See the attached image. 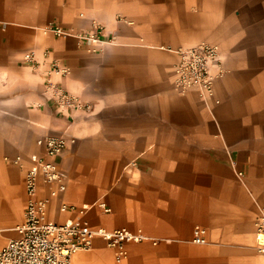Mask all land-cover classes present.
I'll use <instances>...</instances> for the list:
<instances>
[{"label": "crops", "instance_id": "crops-1", "mask_svg": "<svg viewBox=\"0 0 264 264\" xmlns=\"http://www.w3.org/2000/svg\"><path fill=\"white\" fill-rule=\"evenodd\" d=\"M94 21L105 25L104 42L39 30L49 22L83 30ZM203 40L222 54L213 99L174 86L173 47ZM30 51L33 61L24 59ZM261 62L264 0H0V160L27 159L46 134L74 136L54 158L67 187L48 215L63 220L74 214L59 217L60 202L104 198L110 212L86 214L94 226L150 237L126 243L120 264H264L254 248L264 208ZM51 83L84 106L59 114L47 99ZM23 177L9 160L0 172V209L22 211L17 222ZM196 225L207 229L206 244L191 243ZM98 244L72 262L104 264L111 249Z\"/></svg>", "mask_w": 264, "mask_h": 264}, {"label": "built area", "instance_id": "built-area-1", "mask_svg": "<svg viewBox=\"0 0 264 264\" xmlns=\"http://www.w3.org/2000/svg\"><path fill=\"white\" fill-rule=\"evenodd\" d=\"M118 18L122 19V16L118 15ZM44 28V32L57 36L74 35L80 42H104L105 25L99 21L92 22L83 30H73L56 22H49ZM174 50L178 54V60L173 64L174 86L179 91L197 87L204 97L212 96L216 73L221 70L218 46L202 42L178 46ZM24 59L35 60L34 52H27ZM213 64L218 69L215 73L211 71ZM52 65L55 70L66 72V67L59 66L56 60ZM48 98L60 114L66 115L68 111L84 106L76 96L55 83L48 86ZM36 142L41 149L31 152L27 159L21 155L9 159L23 169L26 203L22 219L13 227L16 235L0 246V264H72L73 254L92 250L96 238H101L114 250V261L118 264L127 256V242L150 239L140 228L94 226L86 216L93 206L89 203L60 202L61 210H71L74 215L63 220L49 217L50 204L67 187V174L54 158L68 144L74 143L75 137L46 134L38 137ZM41 184L49 185L46 193H42ZM96 204L103 212L111 211L105 200ZM255 226V247L264 252V210L256 217ZM191 240L197 244L206 243V228L195 226ZM152 241L156 243V240Z\"/></svg>", "mask_w": 264, "mask_h": 264}, {"label": "rangeland", "instance_id": "rangeland-1", "mask_svg": "<svg viewBox=\"0 0 264 264\" xmlns=\"http://www.w3.org/2000/svg\"><path fill=\"white\" fill-rule=\"evenodd\" d=\"M120 19V18H119ZM47 24V23H46ZM46 24H44V25H41L40 26V28H39V30H41L42 32H44L43 31V29H45L44 28V26L46 25ZM202 42H208V41H205V40H203V41H201V42H199V43H202ZM208 43H210V44H214V43H211V42H208ZM198 44V43H197ZM194 45V44H193ZM196 45V44H195ZM215 45H217L218 46V49H219V53H220V63H222V54H221V50H220V47H219V45L218 44H215ZM183 46H191V45H183ZM176 47H178V46H174L173 47V49H175ZM170 48V47H169ZM261 63H264V62H261ZM221 70L218 72V73H216V76H215V80H216V78L217 77H220L222 74H224V68L223 67H221L220 68ZM217 67L216 66H214V64L212 65V68H211V71L212 72H217ZM197 88V87H196ZM198 90H199V88H197ZM214 89H215V81H214ZM184 91H186V90H184ZM184 91H180V92H184ZM214 91V90H213ZM199 94H200V96L203 98V99H210V98H214V92H213V95L212 96H210V97H204L203 95H201V89L199 90ZM214 101H216V102H218L219 101V99L218 98H215V100ZM31 107H34V104H32L31 105ZM60 114V113H59ZM17 155H21V156H23L22 154H17ZM16 156V155H15ZM15 156H13V157H15ZM6 157V156H5ZM24 157V156H23ZM10 158H12V157H8V160L10 159ZM13 165H15V164H13ZM10 166V168H15L14 166H12V165H9ZM16 166V165H15ZM104 198H102V197H99V198H97V199H95V200H93V201H91V202H89V204H93V206H92V209H91V211L89 212V213H92L93 214V212H95L96 211V213L97 212H99L101 209L99 208V207H97V204H96V202L97 201H99V200H103ZM96 204V205H95ZM1 210H3L2 208L0 209V226H3V227H7V229H3V230H1L0 231V245H4V243L7 241V239L9 238V236L11 235V228L14 226V224L17 222V220H19L20 219V217H21V214H22V211H21V213L19 214V215H15V214H13V212L11 211V210H9L8 209V211L7 212H2ZM262 210H264V208H262L258 213H257V215L255 216V222H256V217L259 215V213L262 211ZM102 211V210H101ZM255 222H254V225H255ZM197 226V225H196ZM199 226H201V225H199ZM201 227H204V226H201ZM256 231V226H255V230H254V232ZM192 237V236H191ZM254 238H255V235H254ZM147 240H149V239H147ZM99 241H101L102 242V245H104V247H108L106 244H105V242H104V240H102V239H100ZM191 241V243H193L192 242V240H190ZM128 243V242H127ZM152 243H153V241H152ZM156 243H157V241H156ZM156 243H154V244H156ZM206 243H207V229H206ZM205 243V244H206ZM193 244H197V243H193ZM255 244H256V238H255V243H254V248H255V250H257V248L255 247ZM197 245H200V244H197ZM110 248V247H109ZM111 250H110V256H111V264H113L114 262H113V258H114V250L112 249V248H110ZM94 251V247L92 248V250H90V251H79L78 253H91V252H93ZM258 251V250H257ZM258 252H260V251H258ZM260 253H264V252H260ZM126 258V257H125ZM125 261V259L123 260V262ZM73 264H74V261L72 262ZM116 263V262H115Z\"/></svg>", "mask_w": 264, "mask_h": 264}, {"label": "bare ground", "instance_id": "bare-ground-1", "mask_svg": "<svg viewBox=\"0 0 264 264\" xmlns=\"http://www.w3.org/2000/svg\"><path fill=\"white\" fill-rule=\"evenodd\" d=\"M7 161H8V156H6V157H3V159H1L0 160V172H1V170L3 169V166L5 165V164H7ZM61 210V209H60ZM65 213H66V211H64V210H61L60 211V213H59V217H61V218H63V215H65ZM3 229H7V227H3V226H0V231L1 230H3ZM11 230V235L9 236V238H11L12 236H14V235H16V233H15V231H14V229L13 228H11L10 229ZM255 235V234H254ZM8 238V239H9ZM8 239H7V241H8ZM101 238H97V243L99 242V244L98 245H102L101 243V241H99ZM6 241V242H7ZM5 242V243H6ZM101 242V243H100ZM4 243V244H5ZM205 244V243H204ZM0 246H2V245H0ZM81 253H75V254H73V256H72V260H74V258H76V257H78L79 255H80ZM102 260H103V262H104V264H111L110 262H111V256H110V258H107V256L106 257H102ZM115 262V261H114ZM121 263V262H120ZM120 263H118V264H120ZM117 264V263H116Z\"/></svg>", "mask_w": 264, "mask_h": 264}]
</instances>
